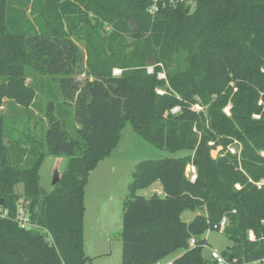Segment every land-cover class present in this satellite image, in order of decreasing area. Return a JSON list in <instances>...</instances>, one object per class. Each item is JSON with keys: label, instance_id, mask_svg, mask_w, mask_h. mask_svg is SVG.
Masks as SVG:
<instances>
[{"label": "trees", "instance_id": "1", "mask_svg": "<svg viewBox=\"0 0 264 264\" xmlns=\"http://www.w3.org/2000/svg\"><path fill=\"white\" fill-rule=\"evenodd\" d=\"M196 1L191 11L183 0H0V108L34 104L31 67L57 81L59 103L78 125L67 130L51 101L44 144L25 146L7 137L0 114V264H87L85 187L127 124L185 155L133 171L120 264H158L180 251L172 264H205V233L224 218L226 262L264 264V158L253 150L264 151V0ZM73 37L86 46L84 82L72 77ZM237 138L240 159L225 152ZM48 156L68 160L50 192L39 174ZM158 182L163 196L138 194Z\"/></svg>", "mask_w": 264, "mask_h": 264}, {"label": "rangeland", "instance_id": "2", "mask_svg": "<svg viewBox=\"0 0 264 264\" xmlns=\"http://www.w3.org/2000/svg\"><path fill=\"white\" fill-rule=\"evenodd\" d=\"M186 6H190L191 11L196 6V0H183ZM28 18H33L30 11L27 12ZM110 32L109 29H107ZM72 40L77 45L79 51L78 62L73 67L72 77L78 81L84 82L88 77L89 67L87 63L86 46L83 40L73 37ZM149 72L153 68L148 69ZM121 69H114L115 76L121 75ZM28 82L35 86L36 97L34 104L29 107H21L13 101H5L0 108V114L6 119V134L12 140L20 139L25 146L30 142L44 144L45 135L48 130V121L46 109L51 101L54 103L55 115L65 121L66 128L73 132L74 123L72 115L67 108L60 105L62 102L58 90L57 81L44 74L41 71L29 67L27 70ZM160 79H165V74H159ZM0 77V83H2ZM236 91V89H235ZM158 93L163 94L162 89ZM200 111V106L194 107ZM232 104L229 103L223 113L232 117ZM62 112V114L60 113ZM179 110L173 111L177 114ZM240 134H242L240 130ZM28 143H25V141ZM8 143V141L6 140ZM253 150L256 154L264 158V151L257 147ZM242 143L238 138L228 146L225 152L241 157ZM218 151L213 152L217 156ZM185 153H171L167 150L157 148L136 134L131 125L127 124L122 132V138L110 156L102 160L99 165L90 173L88 183L85 187V215H84V242L85 253L89 258L87 264H120L122 260V238L123 214L125 198L128 194L129 185L132 182V174L136 166L145 160H157L166 157H183ZM67 158L48 156L44 160L40 170L41 186L50 192L53 190L54 174L58 170L59 176L64 172L67 166ZM189 177H192L194 171L192 167L187 168ZM264 185V179L261 182ZM18 194H23V185L16 187ZM162 186L158 182L148 189L139 191V195L151 197L155 193L161 194ZM2 203V201H1ZM190 212L183 215V220L190 216ZM22 216V215H20ZM24 217V216H22ZM21 217V218H22ZM207 245L203 249L205 264H216L211 257V252L217 250L221 255L227 249L230 242L221 231H210L205 233ZM252 238V235L250 234ZM254 238V237H253ZM168 259V258H167ZM165 262L163 261L162 264ZM230 264V263H226Z\"/></svg>", "mask_w": 264, "mask_h": 264}, {"label": "built area", "instance_id": "3", "mask_svg": "<svg viewBox=\"0 0 264 264\" xmlns=\"http://www.w3.org/2000/svg\"><path fill=\"white\" fill-rule=\"evenodd\" d=\"M176 110L178 111L179 108H175L173 111H176ZM192 170L194 171V174L190 178H191L192 181H195L196 180V177H197L195 167H192ZM262 185H263L262 183H258V187H261ZM227 225H228V220H227V218H224L220 222V224L214 225L213 228L212 229H209L207 232H210V231H214L215 230V231H221L223 233V231L227 227ZM252 239H253V236H252ZM189 243H190V246L193 247V246H195L196 241H195L194 238H192L189 241ZM211 257L216 261L217 264H226L227 263L226 260H225V258L217 250H213L211 252ZM158 264H162V263L160 262ZM168 264H172V262L171 263H168Z\"/></svg>", "mask_w": 264, "mask_h": 264}, {"label": "crops", "instance_id": "4", "mask_svg": "<svg viewBox=\"0 0 264 264\" xmlns=\"http://www.w3.org/2000/svg\"><path fill=\"white\" fill-rule=\"evenodd\" d=\"M159 195H161V196H163L164 195V193H162L161 192V194H159ZM187 212H185L184 214H186ZM191 214H190V216L186 219V220H183V221H185V222H187V223H189V222H191L197 215H199V214H201L202 212L201 211H198V212H196V213H192V212H190ZM183 214V215H184ZM183 215H182V218H183ZM252 235V234H251ZM253 236V235H252ZM184 252H182V251H180V252H177V253H175L173 256H171L170 258H168V259H166V260H164V264H168V263H171V262H173V260L174 259H176L177 257H179L180 255H182ZM205 259V258H204ZM163 262V261H162ZM161 262V263H162ZM214 263H216V261L214 262Z\"/></svg>", "mask_w": 264, "mask_h": 264}, {"label": "water", "instance_id": "5", "mask_svg": "<svg viewBox=\"0 0 264 264\" xmlns=\"http://www.w3.org/2000/svg\"><path fill=\"white\" fill-rule=\"evenodd\" d=\"M60 181L59 171L57 170L54 174L53 185L55 186Z\"/></svg>", "mask_w": 264, "mask_h": 264}]
</instances>
